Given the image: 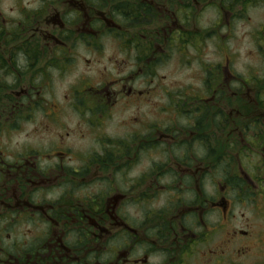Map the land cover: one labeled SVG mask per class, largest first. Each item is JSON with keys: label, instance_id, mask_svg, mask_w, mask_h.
I'll return each instance as SVG.
<instances>
[{"label": "flooded vegetation", "instance_id": "af4514ba", "mask_svg": "<svg viewBox=\"0 0 264 264\" xmlns=\"http://www.w3.org/2000/svg\"><path fill=\"white\" fill-rule=\"evenodd\" d=\"M198 4L199 0H0V101L5 99L0 118L33 117L47 94L51 102L45 116L57 123L62 113H78L84 121L78 129H89L79 137L92 141L93 148L81 155L83 150L62 141L66 132L51 147L44 143L41 149L11 159L0 154V264H226L227 252L234 250L228 241L259 235L262 223L255 229L246 224V230H225L245 192V203L264 211V194L258 190L264 184L261 165L259 174L246 175L241 164L244 146L251 157L264 158V129L254 131L262 142L242 141L244 115L260 126L263 97L245 99L236 92L235 108L226 113L229 104L220 100L225 90L216 93L209 86L216 80L210 79L202 97L186 101L177 95L169 100L177 118L170 129L144 124L122 138L104 131L113 123L115 107H124L125 100H151L153 91L161 92L157 67L178 45L179 32L185 40L195 35L194 30H183L182 22ZM104 38L118 42L128 60L114 53L105 58L110 68L99 70ZM223 74L226 78L230 73L225 69ZM59 76L70 79L64 91L59 89L62 93L53 86ZM217 106L218 117L210 129L211 111ZM232 113L238 117L235 129H226ZM231 133L235 141L227 143ZM160 147L170 149L171 156L150 159L149 170L132 178L131 168L146 150ZM237 163L239 172L232 175L230 166ZM93 178L106 184L148 181L149 186L135 195L140 202L148 192L158 193V182L168 178L170 185L164 187L172 199L168 206L143 211L141 207L133 216L134 189L86 194L98 183L83 182ZM260 238L256 247L264 246ZM241 248L244 252L245 246Z\"/></svg>", "mask_w": 264, "mask_h": 264}, {"label": "rangeland", "instance_id": "374dc122", "mask_svg": "<svg viewBox=\"0 0 264 264\" xmlns=\"http://www.w3.org/2000/svg\"><path fill=\"white\" fill-rule=\"evenodd\" d=\"M222 1L199 0V4L194 5L190 18L182 22V25L183 30H194L195 35L190 33V38L185 40L184 33L179 32L178 45L173 47L172 52L168 53V57L163 56L162 62L157 67L155 80L160 84L161 92L153 91L151 100H125L126 105L124 107H115L114 111L117 112L112 113L113 123L107 126V129L106 127L104 129L109 137L120 138L119 136H121L122 138L132 130L139 131L144 124L148 128L152 124L160 126L158 129L172 128V122H175L177 118L171 111L169 100L177 95L185 97L186 101L196 99L197 96L202 97L203 89L208 86L207 81H210V79L211 81L216 80L215 83L210 82L209 84L210 87L217 89L216 93L221 91L223 93V89L225 90L220 100L222 102L226 100L229 104L226 106V113L230 111V108H235L236 98L234 95L236 92L245 94L248 97H244L245 99H255L259 95L264 98V1H256L247 5L244 11L241 10L240 14L237 10L232 12L222 8L223 6L220 5ZM106 39L108 38L103 39V45H107L98 53L103 56L100 59L103 63L97 66L99 70H102L104 66L110 68L108 63L105 62V58L114 53L117 55V59L128 60L127 54L122 51L118 42H111V40L109 42ZM104 40H106L105 44ZM225 69L227 73H230L226 75V78L223 74ZM68 80H70L68 77L61 78L59 76V78H54V89L62 93L64 91L63 84ZM219 81L221 82L219 83ZM140 87H143V84H140ZM46 95L43 96L44 101L39 104L37 110L39 112L34 114L33 117L25 115L15 119L12 116H9L10 118H0V154H2V158L11 159L13 155L18 153L24 154L33 149H41L44 143H51V147L57 141V136H64L66 132L69 135L67 138H62V141L66 140V143L74 149L77 147L76 150H83L84 152L80 153L81 155L90 153L93 150L90 146L92 141L81 140L79 137L81 133L88 132L89 129H78L79 123L84 124L78 113L71 111L66 114L62 113L57 118L59 120L57 123L45 116V111H48L46 105L51 102L50 96ZM190 103L191 101L187 102V104ZM260 105L263 106L264 102H260ZM3 106H5V99L0 101V108ZM185 107L187 109V106ZM216 109H218V106L212 108L211 111L212 124L210 129H213L214 118L218 117L215 114ZM180 119L182 124L185 123L182 118ZM237 119L236 114L232 113L226 129H235L236 123L234 121ZM243 121H246L243 124V129L246 130H243L244 139L242 141L249 143L262 142V139L255 136L254 131L258 129L256 132L259 133L261 131L259 129H264V117L260 121V126L256 122L245 119V115ZM150 130L147 129V132ZM225 132L227 133V131ZM234 135L231 133L227 136L226 142L235 141ZM258 149H260V145L255 148V150ZM249 152L250 150L244 146L241 152L243 171L246 175L247 173L259 174L260 168L258 165L260 164L261 173L264 176V158L255 155L251 157ZM170 156L171 150L167 148L160 147L156 150H146L141 162L138 161L131 168L130 176L134 178L139 174L142 175L146 169L149 170L150 159L159 161ZM74 157L76 158L75 155ZM230 168L232 175L239 172L238 163L231 165ZM118 178L122 179L121 177ZM96 179L93 178L88 182H83L86 183L85 185L98 183L93 188L88 187L85 190L86 194L90 193L89 191L96 192L99 189L108 188V191L112 192L116 187L120 190L124 189L123 191L134 189L135 194L132 191L131 200L132 197L133 200L130 204L133 216L138 215V211L142 209L141 207H144L143 211L149 207L168 206L172 199L168 187H164L170 185L171 181L168 178L162 180L161 185L158 182V193L152 196L148 192L149 197L144 198V202H140L138 196L135 195L145 185L149 186L148 181L145 184L138 180L107 181L110 184H106V182L95 181ZM2 181L3 179H0V182ZM102 183L105 184L104 187H102ZM58 185L59 182L55 183L54 187H58ZM242 186L247 187L246 183H243ZM258 190H262L264 194V184ZM245 193L246 197L243 198L242 203L235 204L233 209L235 219L226 227L225 232L229 233L238 228L246 230L248 229L246 224H249V229H255L257 223L262 224L258 228L259 235L256 232L252 233L250 240L240 237L237 240L227 242L228 248L233 247L234 250L227 252L226 264H264V246L256 247L261 242L257 239L264 237V230L262 229L264 227V211L257 212L250 206V203H245L248 196V193ZM51 199H54L53 194H51ZM261 203L262 201L257 198V204L260 206ZM241 245L245 246L244 252ZM236 249L241 250V253L235 254Z\"/></svg>", "mask_w": 264, "mask_h": 264}, {"label": "trees", "instance_id": "16d2710c", "mask_svg": "<svg viewBox=\"0 0 264 264\" xmlns=\"http://www.w3.org/2000/svg\"><path fill=\"white\" fill-rule=\"evenodd\" d=\"M256 1H264V0H223L220 5H222L224 9L230 10L234 12L237 10L239 14L244 11L247 5L253 4ZM240 7V9H238Z\"/></svg>", "mask_w": 264, "mask_h": 264}]
</instances>
